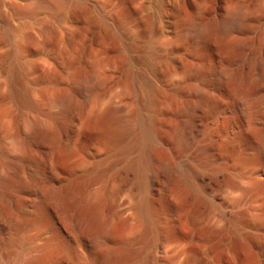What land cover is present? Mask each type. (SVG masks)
Listing matches in <instances>:
<instances>
[{"label": "bare ground", "instance_id": "6f19581e", "mask_svg": "<svg viewBox=\"0 0 264 264\" xmlns=\"http://www.w3.org/2000/svg\"><path fill=\"white\" fill-rule=\"evenodd\" d=\"M50 1L70 26L72 6L91 18L90 0ZM245 17L193 22L187 58L172 48L94 99L38 95L15 58L2 99L26 114L0 139V264H264V44Z\"/></svg>", "mask_w": 264, "mask_h": 264}, {"label": "rangeland", "instance_id": "374dc122", "mask_svg": "<svg viewBox=\"0 0 264 264\" xmlns=\"http://www.w3.org/2000/svg\"><path fill=\"white\" fill-rule=\"evenodd\" d=\"M13 2L18 0H0V14H10L11 27L10 41L0 46L2 140L26 114L14 102L2 99L11 90L3 77L16 59L27 66L26 77L37 84L38 95L75 88L83 100L118 89L113 85L117 74L124 81L123 87L133 90L139 76L154 77L151 67L161 73L164 67L159 61L172 48H178L181 56H189L193 22L228 23V14L240 7L245 9V21L254 27L249 38L264 44V0H90L86 5L91 15L88 20L70 7L76 18L73 26L60 18V11L50 0H39L26 14L17 13ZM121 31L124 34H119ZM3 32L0 20V35ZM87 81L96 83L90 96L84 89ZM155 82L165 83L161 74ZM34 100L43 106L39 96ZM135 104L132 110H136Z\"/></svg>", "mask_w": 264, "mask_h": 264}]
</instances>
